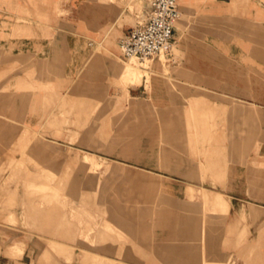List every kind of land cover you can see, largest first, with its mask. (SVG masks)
I'll return each instance as SVG.
<instances>
[{"label": "rangeland", "instance_id": "obj_1", "mask_svg": "<svg viewBox=\"0 0 264 264\" xmlns=\"http://www.w3.org/2000/svg\"><path fill=\"white\" fill-rule=\"evenodd\" d=\"M92 1L131 17L116 27L134 26L149 2L142 0L140 9L130 11L126 0ZM180 11L177 23L185 14ZM99 55L95 70L106 71L107 96H85L88 87L72 84L78 81L62 87L57 80L44 83L37 99L42 125L26 128L11 115L0 131V223L10 225V231L21 224L37 232L39 251L28 264H62L69 258L82 264L77 258L84 251L111 257L115 264H264V124L259 115L230 116L211 108L208 100L193 105L179 96L166 98L164 106L146 95L121 97L113 105L121 81L112 55L93 45L79 80ZM151 64L125 67H149L150 73ZM27 79L23 100L35 105L34 84L30 75ZM19 89L16 85L5 100L15 104ZM132 105L140 111L133 112ZM84 150L96 157L83 162ZM200 187L207 193L200 194ZM223 202L225 207L217 205ZM68 226L73 236L62 241ZM54 241L71 246L61 250ZM13 243H5L4 250ZM8 250L13 256L21 252L11 245Z\"/></svg>", "mask_w": 264, "mask_h": 264}, {"label": "crops", "instance_id": "obj_2", "mask_svg": "<svg viewBox=\"0 0 264 264\" xmlns=\"http://www.w3.org/2000/svg\"><path fill=\"white\" fill-rule=\"evenodd\" d=\"M141 2L126 0L130 11L140 9ZM180 7L185 14L180 23L176 22L177 27L174 26L172 47L175 53L171 52V47L168 61L166 56L164 61L161 57L154 58L149 76L134 80L127 74V62L122 59L115 36L117 30L123 35L128 33L133 26L116 27V24L131 17L123 18L116 6L92 0H0V131L11 115L14 123L26 128L42 125L41 105L37 104V99L42 97L44 83L52 84L57 80L62 87L68 81H78L72 84L88 87L85 96H107L106 71L95 70L97 62L102 60L100 55L94 58L95 64L83 70L79 80L82 62L93 45L112 55L118 64L114 72L121 86L117 99L111 100L113 105L119 104L121 97L146 95L154 104L164 106L166 98L179 96L190 98L193 105L208 100L211 108L226 111L230 116L237 113L250 119L251 115L258 114L264 124V0H179V10ZM28 75L35 88V105L23 100L21 88L28 81ZM96 77L97 83L91 86L92 78ZM16 85L20 88L18 100L11 104L5 99L10 98ZM73 92L79 89L74 87ZM131 109L135 113L140 111L135 105ZM64 145L75 148L74 144ZM259 150L262 151V146ZM80 157L88 163L96 156L84 150ZM199 190L200 194L207 191L203 187ZM214 196L223 201L221 192L215 191ZM217 205L226 206L224 202ZM70 232L68 226L67 238L61 240L69 242L73 236ZM38 237L37 232L21 224L17 231H10V225L0 223V264L30 263L39 251L35 244ZM11 241L15 242L11 246L21 249L16 256L9 252L10 245L4 250L5 243ZM54 243L61 250L71 246ZM72 259L62 264H72ZM77 259L82 264L88 260H92V264L116 262L111 257L88 251L78 254ZM133 259L142 263L137 257Z\"/></svg>", "mask_w": 264, "mask_h": 264}, {"label": "built area", "instance_id": "obj_3", "mask_svg": "<svg viewBox=\"0 0 264 264\" xmlns=\"http://www.w3.org/2000/svg\"><path fill=\"white\" fill-rule=\"evenodd\" d=\"M179 16V0H149L141 19L119 39L123 58L142 62L168 54Z\"/></svg>", "mask_w": 264, "mask_h": 264}, {"label": "bare ground", "instance_id": "obj_4", "mask_svg": "<svg viewBox=\"0 0 264 264\" xmlns=\"http://www.w3.org/2000/svg\"><path fill=\"white\" fill-rule=\"evenodd\" d=\"M179 18H180V16H179ZM179 18L176 20V22L179 20ZM175 22V23H176ZM175 23H174V26H175ZM166 55V54H165ZM164 55V53H162V54H160L158 57H156V58H159V57H164L165 56ZM127 61V63H133V64H138V65H142V64H146V63H148V65H150V63L151 62H153V59H146V60H144V61H142V62H140V61H137V60H135V59H128V60H126ZM127 67H129V68H127V74H128V76L129 77H133L134 78V80H136V79H138V78H140V76H149V71L147 70L149 67H146V68H144V69H141L140 67H138V66H130V65H128ZM129 80V79H128Z\"/></svg>", "mask_w": 264, "mask_h": 264}]
</instances>
